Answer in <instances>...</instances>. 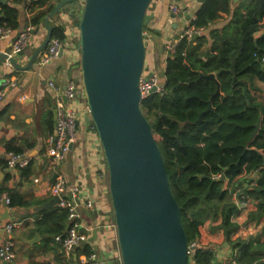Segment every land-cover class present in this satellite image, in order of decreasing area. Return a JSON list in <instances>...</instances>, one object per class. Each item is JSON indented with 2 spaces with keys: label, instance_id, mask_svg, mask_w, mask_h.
I'll use <instances>...</instances> for the list:
<instances>
[{
  "label": "crops",
  "instance_id": "crops-1",
  "mask_svg": "<svg viewBox=\"0 0 264 264\" xmlns=\"http://www.w3.org/2000/svg\"><path fill=\"white\" fill-rule=\"evenodd\" d=\"M61 1L63 0H49L48 5L52 6V10L39 27L35 26L32 46L14 54L13 40L27 27L34 25L32 19L39 9L31 12L28 0H0V14L5 5L16 9L18 13L15 26L6 29L9 37L0 39V93H4L0 101V247L7 241L13 242L14 247V258L8 263L0 259V264H78L93 253L97 255V264H122L116 227L112 226L115 223L108 189V168L99 151V138L85 122L87 105L83 91L75 101L69 103L78 113L76 143L66 160L58 166L46 154V140L53 132L56 121V95L49 82L54 81L63 88L69 81L77 82L81 75L79 26L70 16L73 4H65L49 20L52 30L64 29L66 47L68 43L70 50L65 49L62 57L58 56L46 65L40 64L39 55L32 67L24 70L45 42L48 34L45 21ZM204 1L179 0V13L175 14L170 10V0H153L156 5L154 24L146 28L144 37L146 68L162 89L166 82L168 46L180 40L191 20L195 19L197 12L203 7ZM250 1L229 0L228 12L220 13L217 20L202 30L199 36L204 38L203 50L206 57L216 43L213 33L222 35L234 20L236 12L246 18L247 10L243 5ZM82 2L84 3L79 0L71 3L81 7ZM259 10L258 7L255 16ZM252 32L256 39L264 35L263 28L256 27ZM196 37L189 41H195ZM72 38L77 39L75 44L69 42ZM45 50L46 47L42 52ZM2 56L4 58L1 60ZM11 59L18 67L11 63ZM241 83L250 89L254 103L261 109L260 130H264V81L254 79L248 82L244 79ZM9 153L30 158L29 165L20 170L8 168ZM252 174L232 187L226 183L225 188L242 199H237L236 202L233 199L236 205L241 203L243 207L233 216L236 226L234 237L245 242L249 239L264 242V217H255L259 202L254 198L243 197L244 190L255 186L256 177ZM58 177H62L68 186L78 187L82 198L94 201L92 210H80L82 221L88 229L84 230L86 240L69 255L64 253L62 245L56 240L58 235L67 232L69 228L66 211L59 207V203L48 209L40 208L58 198L50 193ZM5 195L11 199L10 205L4 201ZM66 195L67 192L64 191L63 196ZM9 224L15 225L11 233L6 230ZM203 229L205 237L212 242L208 247L215 253L214 263L228 264L237 250L225 241L221 217L209 218ZM263 260L259 263L264 264Z\"/></svg>",
  "mask_w": 264,
  "mask_h": 264
},
{
  "label": "trees",
  "instance_id": "trees-1",
  "mask_svg": "<svg viewBox=\"0 0 264 264\" xmlns=\"http://www.w3.org/2000/svg\"><path fill=\"white\" fill-rule=\"evenodd\" d=\"M28 2L31 12L39 9L32 19L34 26L39 27L52 6L48 5L49 0ZM72 4L70 16L79 26L83 6L69 3ZM258 7V0H251L243 5L246 18L236 12L222 35L213 33L216 43L207 57L203 36L193 42L186 37L180 39L174 50L169 51L162 91L152 93L141 103L158 137L170 188L182 208L188 242L197 244L189 256V264H215V253L208 247L212 242L205 237L203 225L209 218L218 217L222 220L225 241L237 250L233 259L239 264L264 259V242L260 239L245 242L234 237L233 216L238 208L233 193L225 188L226 183L232 187L242 178L257 173L255 186L244 190L243 197L257 199L255 217H264V130H259L251 141L262 112L250 89L241 83L244 79L264 81V35L256 39L253 32L247 34L258 24L257 18L264 20V3L255 16ZM228 10L229 0H205L190 27L203 30ZM17 15L16 9L3 6L0 27H14ZM52 38L65 42L64 29H53ZM211 74L215 79L208 78ZM52 125L51 121V128ZM219 173L224 179L215 181L213 176Z\"/></svg>",
  "mask_w": 264,
  "mask_h": 264
},
{
  "label": "water",
  "instance_id": "water-1",
  "mask_svg": "<svg viewBox=\"0 0 264 264\" xmlns=\"http://www.w3.org/2000/svg\"><path fill=\"white\" fill-rule=\"evenodd\" d=\"M76 1L63 0L52 11L45 21V42L24 70L32 67L51 40L50 18L65 4ZM83 1L78 27L81 75L77 82L82 84L89 111L85 122L95 128L99 151L108 168L122 264H189L190 244L182 223V208L170 188L157 138L141 109V79L154 77L146 68L144 37L146 27L154 24L156 5L153 0ZM263 3L259 0V9ZM257 20L247 34L256 27L264 29V21ZM63 54L64 48L59 57ZM11 63L18 67L12 59ZM260 128L261 122L251 141ZM57 203L59 198H54L40 208Z\"/></svg>",
  "mask_w": 264,
  "mask_h": 264
},
{
  "label": "built area",
  "instance_id": "built-area-1",
  "mask_svg": "<svg viewBox=\"0 0 264 264\" xmlns=\"http://www.w3.org/2000/svg\"><path fill=\"white\" fill-rule=\"evenodd\" d=\"M30 1V0H28ZM170 10L177 14L179 13L178 1L170 0ZM35 26L31 25L26 28L25 31L20 33L17 38L13 40L12 51L14 54H19L24 50L29 49L34 42ZM202 29H196L195 27H188L180 39L187 38L188 40L192 37L201 35ZM8 31L0 27V39H6L9 37ZM177 41L172 42L168 46V51H173ZM66 49V43L58 38H51L45 52L40 56V64L46 65L54 58L59 56L60 50ZM264 62V58H263ZM7 84V83H6ZM49 86L55 91L56 95V121L53 133H51L46 140V154L51 159L52 163L56 166L63 163L68 154L70 153L73 145L77 141L76 126L78 122V113L69 105L70 102L75 101L78 95L83 91L82 84L76 81H69L65 87L57 86L54 81L49 82ZM141 92L143 100L151 95L153 88L157 87V92L162 91V87L158 84L156 78L145 79L143 76L140 82ZM4 93H0V101L2 100ZM88 107L86 106V113H88ZM92 131L96 130L94 127H90ZM8 168L10 169H24L30 163V158L24 157V155L9 153L8 155ZM253 177H257V173L252 174ZM215 181H220L223 178V174L219 173L213 176ZM66 191L67 195L64 197L63 192ZM50 193L54 197L59 198V207L67 211V219L69 222V228L64 234L58 235L56 240L62 245L65 254L69 255L75 247L80 245L86 240V234L88 231L87 227L82 221L80 210L82 208L92 210L94 208V201L90 199L82 198V193L78 187H70L67 182L62 178L58 177ZM233 199H238L236 193L233 195ZM4 201L7 205L11 204L10 198L5 195ZM239 201V200H238ZM238 210L243 208L241 203L237 204ZM115 227V225H112ZM14 224H9L6 227L8 233H11L14 229ZM197 248V244L190 245V254ZM14 258V247L13 242L7 241L0 247V259L3 262H10ZM264 262V260L262 261ZM78 264H97V255L92 254L85 260ZM228 264H239L235 259H231ZM253 264H260L255 262Z\"/></svg>",
  "mask_w": 264,
  "mask_h": 264
},
{
  "label": "rangeland",
  "instance_id": "rangeland-1",
  "mask_svg": "<svg viewBox=\"0 0 264 264\" xmlns=\"http://www.w3.org/2000/svg\"><path fill=\"white\" fill-rule=\"evenodd\" d=\"M82 4H83V2H82ZM69 42L71 43V44H75L76 42H77V39L75 38H72V40H69ZM66 50H70V46L68 45V43H67V47H66ZM77 133V132H76ZM156 138H157V140H158V137L156 136Z\"/></svg>",
  "mask_w": 264,
  "mask_h": 264
}]
</instances>
